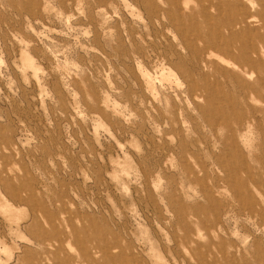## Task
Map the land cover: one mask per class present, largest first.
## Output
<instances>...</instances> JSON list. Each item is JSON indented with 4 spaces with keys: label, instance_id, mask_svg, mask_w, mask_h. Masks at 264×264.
Listing matches in <instances>:
<instances>
[{
    "label": "rangeland",
    "instance_id": "1",
    "mask_svg": "<svg viewBox=\"0 0 264 264\" xmlns=\"http://www.w3.org/2000/svg\"><path fill=\"white\" fill-rule=\"evenodd\" d=\"M244 9L0 0V264H264Z\"/></svg>",
    "mask_w": 264,
    "mask_h": 264
},
{
    "label": "bare ground",
    "instance_id": "2",
    "mask_svg": "<svg viewBox=\"0 0 264 264\" xmlns=\"http://www.w3.org/2000/svg\"><path fill=\"white\" fill-rule=\"evenodd\" d=\"M233 2H234V4H235V9H237V12L238 13H242V11L243 10H245L244 8H247V9H251V8H253L254 7V4H258V6H259V9H260V11H259V13H258V17H259V19H261V24H262V26H263V28H264V0H232ZM245 2H247V6L245 5ZM248 12V11H247ZM252 12V11H251ZM244 14V13H243ZM247 20H250V21H255V20H257L256 18H255V15H252L251 13H250V11H249V13H248V16H247ZM232 25V30L234 29V28H236V25H235V23H232L231 24ZM245 29V28H244ZM232 35L233 36H236V32H232ZM248 35V34H247ZM257 36V35H256ZM257 38V37H256ZM255 38V39H256ZM261 39H263V42H264V36L261 38ZM214 45V43L212 44V46ZM253 53H255V54H258V57H257V60H255L254 58L255 57H253V56H251V57H248L247 56V58H243L244 59V61H246V63H244V66H246V68L248 69V71H249V73L250 74H252V75H254V74H258L259 72H258V69H257V67H261V66H264V56L263 55H261V53H258L257 52V50H255L254 49V51H253ZM264 54V53H263ZM263 71H264V69H263ZM259 84H260V86L261 85H263V83H262V79H261V77L259 78ZM251 88H252V90L254 91H257L258 89H257V87L255 86V85H253V86H251ZM254 91V92H255ZM245 162V161H244ZM242 165V164H241ZM51 247V246H50Z\"/></svg>",
    "mask_w": 264,
    "mask_h": 264
}]
</instances>
